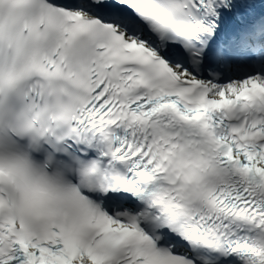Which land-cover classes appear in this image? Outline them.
Segmentation results:
<instances>
[{"label":"snow or ice","instance_id":"obj_1","mask_svg":"<svg viewBox=\"0 0 264 264\" xmlns=\"http://www.w3.org/2000/svg\"><path fill=\"white\" fill-rule=\"evenodd\" d=\"M0 264H264V0H0Z\"/></svg>","mask_w":264,"mask_h":264}]
</instances>
